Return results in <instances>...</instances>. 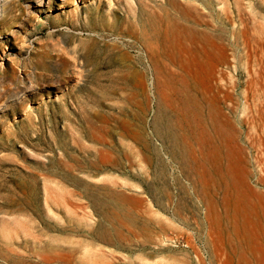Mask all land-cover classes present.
<instances>
[{"label": "rangeland", "instance_id": "obj_1", "mask_svg": "<svg viewBox=\"0 0 264 264\" xmlns=\"http://www.w3.org/2000/svg\"><path fill=\"white\" fill-rule=\"evenodd\" d=\"M0 264H264V0H0Z\"/></svg>", "mask_w": 264, "mask_h": 264}, {"label": "bare ground", "instance_id": "obj_2", "mask_svg": "<svg viewBox=\"0 0 264 264\" xmlns=\"http://www.w3.org/2000/svg\"><path fill=\"white\" fill-rule=\"evenodd\" d=\"M9 35H13V36H16L14 33H12L11 29H9V33H7ZM23 113H27L28 111H26L25 109H23L22 111Z\"/></svg>", "mask_w": 264, "mask_h": 264}]
</instances>
